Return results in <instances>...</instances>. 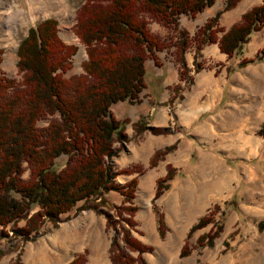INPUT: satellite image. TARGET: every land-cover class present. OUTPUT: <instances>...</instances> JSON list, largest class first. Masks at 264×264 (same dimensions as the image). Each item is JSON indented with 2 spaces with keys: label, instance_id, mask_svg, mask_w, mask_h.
I'll list each match as a JSON object with an SVG mask.
<instances>
[{
  "label": "trees",
  "instance_id": "16d2710c",
  "mask_svg": "<svg viewBox=\"0 0 264 264\" xmlns=\"http://www.w3.org/2000/svg\"><path fill=\"white\" fill-rule=\"evenodd\" d=\"M79 4L71 30L83 45L86 58L80 63L81 72L64 74L71 68L70 57L76 46L63 42L57 35V21L47 17L27 28L18 42L15 67L20 78H6L0 69V234L6 226L23 221L16 233L28 240L47 220L59 222L60 215L84 207H91L105 217V228L112 229L109 242L111 264H144L142 253L151 250L130 237L120 221L133 226L121 216L130 215L135 206L115 207L118 219L98 208L105 203L103 193L114 191L129 202L134 194L136 178L122 184L114 181L119 173L107 163L116 155L114 143L126 140L125 120L113 114L111 105L117 102H139L145 88L144 62L151 59L158 64L156 52L168 44L148 28V20L176 30L173 43L178 76L188 80L183 52L190 41L186 32L177 29L180 15L195 17L215 0H76ZM227 0L223 10L234 5ZM220 11L199 26L191 37L194 41L192 63L194 72L201 69L196 58L204 45L215 43L227 58L239 57L236 68L249 63L264 62V48L252 58L242 57L250 36L264 26V0L240 15L237 22L226 30L216 26ZM219 33V34H218ZM0 49V62H1ZM178 86H174L175 91ZM45 123L39 125L38 122ZM138 134L147 129L142 118L134 122ZM154 134L166 133L159 127L149 129ZM264 135V120L257 130ZM174 144L152 152L148 167H153ZM64 156V157H61ZM136 167H133L135 170ZM26 177H22L24 172ZM172 176L170 167L157 178L152 199L165 188ZM94 202L87 205V201ZM82 204L76 206L77 203ZM85 203V205H84ZM217 209L213 205L212 210ZM210 221V212L200 216L190 226L186 238L195 229ZM163 221L157 215V232L163 237ZM220 225L197 237L196 246H211ZM120 233L122 246L117 242ZM125 248V250H124ZM136 252L131 256L127 252ZM190 249L186 240L180 247L179 257L187 256ZM84 256L75 255L66 264H83Z\"/></svg>",
  "mask_w": 264,
  "mask_h": 264
},
{
  "label": "rangeland",
  "instance_id": "374dc122",
  "mask_svg": "<svg viewBox=\"0 0 264 264\" xmlns=\"http://www.w3.org/2000/svg\"><path fill=\"white\" fill-rule=\"evenodd\" d=\"M34 1L0 0V49L2 50L0 69L3 75L6 78L14 79V81L19 80L20 75L15 67L17 59L15 55L16 45L25 35L28 27L46 17H52L57 21V35L63 42L76 46L74 54L70 57L71 68L64 75L70 76L80 73V63L85 59V51L83 45L71 30V25L75 20V11L79 6L78 2L76 0H61V3H59L54 0L57 4L56 8L54 7L45 15L43 12L31 8ZM226 1L215 0L210 7L205 8L195 17L180 15L177 19L176 28L184 30L186 38L190 41L182 55L187 65L189 78L190 76L191 78L193 76L197 77L196 74H199L193 72L192 54L195 42H192L191 38L198 27L220 11L216 19V26L222 30L227 29L229 22L225 24L223 19L227 17L226 14L229 13V10L237 8L238 11H242L246 5H255V3L262 0H236L232 7L223 10ZM60 4L62 7L67 6V8L62 11ZM12 8L18 13L15 12L16 17L9 25L2 14L6 10L8 12L13 11ZM148 28L152 33L165 40L168 46L162 51L156 52L157 65L151 59L144 62L143 80L145 90H142L143 92L140 93L139 97L142 99V104L145 105H149V102L152 101V97L146 92V88L152 86V83H150L151 73L156 72L159 65L167 68L177 65L173 46L178 37L176 30L162 26L153 20H148ZM249 40L250 38L243 48L242 57L244 58H252L255 53L264 48L263 44L255 52L251 51ZM262 42H264V37H262ZM210 48H214L216 51L213 54L208 53L206 55L205 51ZM239 59L234 55L226 58V55L218 51L215 43L204 45L199 52L196 63L202 68L199 71L200 74L213 73V75L216 74L215 79L225 81L226 88L222 90L221 99L218 98V92L210 95L206 91L193 96L192 92L195 84L186 85V80H183V88L176 89L174 92L171 89L172 94L167 91L166 101L157 105L167 106V115L170 118L167 121V134L176 132L179 135L177 146L163 155L153 167H148L151 153L145 160L138 159L120 168L130 169L128 173L115 175V180L118 183H124L132 177L136 178L132 199L129 202H121L122 205L136 207L135 212L131 215L125 211L121 212V216L130 219L133 226L127 225L124 221H120V224L128 231L130 237L140 235V238L152 242L151 245H148L151 250L142 253L144 264H264V135L257 134V130L264 120V111L262 110L264 108V83L248 81L247 77L251 78L250 72L254 63H249L251 65L244 68H236ZM225 93L230 96L229 99L225 98ZM189 96L194 97L193 104L196 110L204 108L208 103L209 107L201 112L193 123L182 124L176 120L177 116L174 115L177 110L186 106ZM142 104L129 106L127 102H121L118 104L119 107H116V104L111 107L117 119L125 120L123 128H126V140L119 144H113L114 150L118 149V153L116 152L115 156L107 160V163L114 164L113 160L125 157L132 148H134L133 153L136 156H142L143 154L138 149L139 143L145 142L149 137L153 139V136L157 135L148 128L137 134L134 128L135 121L129 123V120L139 113L138 110ZM252 106H255L258 111L253 126L250 122L247 125V120H245L248 116L247 111ZM122 113H126L129 117L122 115ZM150 117L147 114L141 117L143 124H146L147 120L149 123ZM161 121L163 120L161 119ZM204 122L212 124L213 130L211 132L200 131L196 133L195 130L199 126L198 124ZM44 123V120L38 122L39 125ZM202 127L207 129V124L202 125ZM129 129L134 132L129 133ZM167 134L163 133L160 139L166 140L169 137ZM170 144L161 145L159 143L157 149H162ZM189 148H193L195 151L191 152L189 162L185 164V157ZM175 154L179 155V160L171 167L167 163H171L169 160ZM172 158L176 159L177 157ZM133 167H136L135 170ZM167 167L171 168L172 174H174L173 178L170 181L167 180L161 194L152 199L155 182L157 178L164 175L163 173H165ZM26 175L27 172L25 171L22 177H26ZM150 175L153 177L151 180L152 185L147 190H142V183ZM111 194L118 195L115 192H111ZM111 194H104L105 203L98 208L113 216V219H118L115 207L121 204H113L112 202L118 201V198L114 199ZM206 200L208 202L204 205L205 208L200 216L207 215L210 212L212 221L206 224L207 226H202V229L193 230L187 238L186 232L181 240H178L177 231L186 211L190 208L199 207V204ZM92 203L94 204L90 200L86 202L87 205H93ZM81 204L79 202L76 206ZM213 205H216L217 209L212 210ZM148 209L153 210L156 215L160 214L162 218L164 228L162 238L157 233L155 221L152 223L153 230L150 233L147 227L144 226L142 218H140V215L144 216V211L147 212ZM88 214L92 215V219L85 237L87 250L84 249L78 254L84 256L83 264L85 262L89 264V257L94 252L92 249L94 240L102 248L105 242L109 241L113 231L105 228L106 219L103 214L97 213L88 206L79 210L72 208L70 211L61 214L59 222L56 224H51L45 220L39 230L32 233L34 237H30L28 240H22L16 233L23 225V221H18L12 226H6L3 231L7 233V236L3 237L0 234V264H30L28 258L26 259V249L31 247L35 250L41 242L48 246L50 253L54 254L58 249V253L61 252L66 258L67 254L64 255V250L60 248L61 245L60 247H53L50 244L55 240V235L58 237L57 243L62 244L60 239L62 234L64 237L63 229L69 228L68 230H72L73 225L76 226V222L86 221ZM216 224L220 225V231L213 239L212 245L197 247L196 237L200 236V232L204 234L213 225L215 227ZM76 229L78 230L77 226ZM67 240L70 241L69 238ZM185 240L190 248V253L187 256L179 257L180 247ZM76 241L77 239L71 240V248L76 245ZM117 242L122 246L120 233L117 236ZM127 253L131 256L136 255V252L128 251ZM105 254L106 259L111 263L108 249ZM31 257L34 258V251Z\"/></svg>",
  "mask_w": 264,
  "mask_h": 264
},
{
  "label": "crops",
  "instance_id": "0c3cea01",
  "mask_svg": "<svg viewBox=\"0 0 264 264\" xmlns=\"http://www.w3.org/2000/svg\"><path fill=\"white\" fill-rule=\"evenodd\" d=\"M258 3H260V2H257L255 4H258ZM246 6L242 9V11H238L237 8H235V10H229V13L226 14L227 17H224V19H223V23L226 24L229 22L228 24L230 25L233 22L237 21V19L240 17V14L243 12V10L248 9L252 5H248L247 8H246ZM263 32H264V27L260 28L258 31H256L255 33H253L250 36L249 44L251 43V45H249V46H250L251 51L255 52L257 50V48H260L264 44V42H262V37H264ZM215 51H216V49L210 48L209 50L205 51V54L206 55H208V53L213 54ZM246 58H248V57H246ZM185 65H186V63H185ZM250 65L251 64H247V65H245L243 67H239V68H244V67H247ZM253 65L254 66L250 72L251 78L247 77V80L250 82L254 81V82L264 83V62L260 61V62L254 63ZM186 68H187V65H186ZM226 69H227V66L225 67V71H226ZM199 71L200 70H198L197 72L193 71L194 73H199V74H196L197 77L193 76L191 78V76H190L189 81L186 80V85H189L190 83H192L193 85L195 84V88L193 89V92H192L193 96H195L196 94H199V93L206 92V91L209 92L210 95L217 94V92H218V94H219L218 98L221 99L222 90L226 88L225 81L215 79L216 74H214V75H213V73L200 74ZM187 72H188V69H187ZM151 74L152 75H151L150 83H152V86H150L149 88H146L147 89L146 92H147V94H149L152 97V101L149 102V105H145V104H142V101H141L142 99H140V97H139V102H137L135 104H138V105L142 104V106L138 110L139 113L137 115H135L134 117H132L129 120V123L131 124L133 121H136L139 118V116L143 117L144 115L147 114V115L151 116L149 123L147 120V123L145 124V126L148 129L155 128V127L166 129L168 127L167 121L170 119V118H168V115H167V113H168L167 106L166 105H159L158 106L157 104L164 103V101H166L167 91L172 94V91L174 92V90H173L174 86H178L177 89L183 88L185 80L183 79L184 80L183 81V80L179 79L177 65H174L173 67L171 66L170 68L164 67L163 65H159V66H157V71L152 72ZM158 80H160V81L158 82ZM171 89H172V91H171ZM263 93H264V91H263ZM225 98L229 99L230 96L225 93ZM193 100H194V97L189 96V98L186 102V106L184 108L182 107L181 109L176 111L174 116L175 117L177 116L176 120H178L180 123H182V124H187L189 122L193 123V121L196 120L197 116L200 115L201 112H203L205 109H207L209 107V103H208L204 108H200L199 110H196L195 109L196 107L193 104L194 103ZM122 102H127V101H122ZM120 103L121 102H117L114 104H116L115 105L116 107H119L118 104H120ZM114 104H112L111 107ZM127 104L129 106L135 105V104H132L129 102H127ZM262 110L264 111V108H262ZM257 112L258 111L255 108V106H252V107H250V109H248V111H247L248 116L245 118V120H247V125H248V122H250L252 124V126L254 125ZM122 115H126V117L128 116L126 113H122ZM116 118H117V116H116ZM161 119L163 121H161ZM242 123H244V122H242ZM205 124H207V129H204L202 127V125H205ZM198 125H197L198 126L197 129L195 130L196 133H198L200 131L211 132V130H213V126L209 122H204L202 124L199 123ZM168 130H171V129H168ZM128 132L133 133L134 131L129 129ZM167 132H166V134H167ZM124 133H126V128H124ZM161 135H163V134H157L156 136H153V139H150V137H149L147 140H145V142L139 143L138 149L140 150L139 152H141L143 154L142 156H140V155L136 156L133 153L134 148H132L130 153L128 155H126L128 157H126L124 155L125 157H119L117 160H113L114 164H112V163L111 164L108 163V164L111 166L113 171H116L117 169L123 168V167L127 166V164L135 162L138 159L145 160L147 158V156H149L153 152V150H156L157 148H159V143L161 145L171 143V144L175 145L174 148L177 146V142H178L177 140L179 138V135H177L176 132L168 133L167 136H169V137L166 140L160 139ZM193 148H189L187 156L185 157V164H187L189 162L191 152L195 151ZM141 153H139V154H141ZM174 156L177 158L173 159L172 157H174ZM172 157L169 160L171 163H169V162L167 163V164H170L171 167H173L175 162L179 160V155L175 154ZM173 175L174 174H172L171 178L168 181L172 180ZM155 176H157V175L155 174ZM115 177L116 176H114L113 179L116 183H118L115 180ZM118 184H121V183H118ZM111 192H114V191H108L105 193L111 194ZM105 193H103V197H104ZM111 196H114L113 197L114 199L118 198V201L112 202L113 204H119V203L121 204V202L123 201V197L120 194H118V195L111 194ZM204 202H202V204H199V207L190 208L188 211H186L185 217H184L182 223L180 224L179 230L177 231V239L178 240H181V238L187 232L188 228L194 222H196L198 217L203 213V209L205 208L204 205L206 204V202H208V200H206ZM140 218H142L143 224H144V226L147 227L148 232L151 233V231L153 230L152 223L155 221L156 225H157L156 213L153 212V210L148 209L147 212L144 211V216L140 215ZM91 219H92V215L88 214L86 217V221L82 220L81 222H76V226H77L78 230L76 229L75 225H73L72 230H68L69 228H64L63 229L64 230V237L62 234V238L60 239V242H62V244L57 243L58 237H57V235H55V240H53L54 243L51 242L50 245H52L53 247H55V246L60 247V245H61L62 247H60V248H62L64 250V255L66 256V254H67L66 258H64L63 254H61V252L58 253V251H59L58 249H57V252H55L54 254L50 253L51 251L49 250L48 246H46L44 242H41L40 244H38L36 246L35 250H33L31 247L26 249V253H25L26 259L28 258L30 264H66L67 262H69L74 257L75 254H78L87 248V244L85 243V239H86L85 237L87 234V228L90 227ZM198 229H202V227L198 228ZM198 229H195V230H198ZM63 230H62V232H63ZM71 233L73 234L72 236H71ZM200 233H198V234L202 235V232H200ZM133 236L135 239H137L139 242H141L144 245H151V243H152L148 240L140 238V235H132V237ZM30 237H34V234H30ZM197 237H196V239H197ZM1 238H3V237H1ZM68 238L70 239V241L67 240ZM73 239L74 240L77 239V241H76V245L71 248L70 242ZM67 242H68V244H67ZM109 242H110V238H109V241L105 242V244L102 246V248H100V246L97 244V241L94 240V242L92 244V249L94 252H93V255L91 257H89V264H111L109 262V260L106 259V254H105L108 247H109ZM33 251H34V258L31 257L33 254ZM85 264H86V262H85Z\"/></svg>",
  "mask_w": 264,
  "mask_h": 264
},
{
  "label": "bare ground",
  "instance_id": "6f19581e",
  "mask_svg": "<svg viewBox=\"0 0 264 264\" xmlns=\"http://www.w3.org/2000/svg\"><path fill=\"white\" fill-rule=\"evenodd\" d=\"M57 2L61 3V0H56ZM63 2V1H62ZM61 5V4H60ZM64 5V4H63ZM55 6H57L56 2L54 0H35L32 5L31 8L35 11L39 10L40 12H43L45 15L48 14V12L50 10H52ZM62 7V5H61ZM56 8V7H55ZM67 6H63L62 7V11H64V9H66ZM12 10L14 11H9L6 10L4 14H2V16H4L6 18V23L10 25V22L13 20V18L16 17V13H18V11H15L13 8ZM152 175L148 176L145 180L144 183H142L141 188L142 190H147L149 188L151 184V180H152Z\"/></svg>",
  "mask_w": 264,
  "mask_h": 264
}]
</instances>
